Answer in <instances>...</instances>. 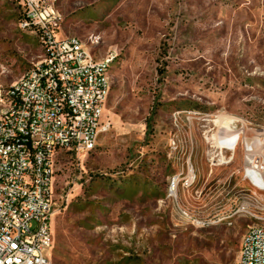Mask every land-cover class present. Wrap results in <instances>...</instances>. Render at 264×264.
I'll return each instance as SVG.
<instances>
[{
  "label": "rangeland",
  "instance_id": "374dc122",
  "mask_svg": "<svg viewBox=\"0 0 264 264\" xmlns=\"http://www.w3.org/2000/svg\"><path fill=\"white\" fill-rule=\"evenodd\" d=\"M46 1L58 38L117 56L110 131L56 164L51 264H239L264 223V0ZM21 2L0 0L1 88L40 53Z\"/></svg>",
  "mask_w": 264,
  "mask_h": 264
},
{
  "label": "built area",
  "instance_id": "2783aa9c",
  "mask_svg": "<svg viewBox=\"0 0 264 264\" xmlns=\"http://www.w3.org/2000/svg\"><path fill=\"white\" fill-rule=\"evenodd\" d=\"M20 6V25L40 53L18 81L0 87V264H51L56 164L92 152L110 131L103 114L117 56L96 59L79 38H58L61 15L46 0ZM180 183L172 178L170 196ZM239 264H264V223L248 226Z\"/></svg>",
  "mask_w": 264,
  "mask_h": 264
},
{
  "label": "bare ground",
  "instance_id": "6f19581e",
  "mask_svg": "<svg viewBox=\"0 0 264 264\" xmlns=\"http://www.w3.org/2000/svg\"><path fill=\"white\" fill-rule=\"evenodd\" d=\"M219 122V121H218ZM220 136V135H219ZM224 138V137H223ZM227 139V138H226ZM224 139H222V141H223ZM225 141V140H224ZM226 142H229V143H231V144H233L234 143V141H233V139H231V138H229L228 140H226ZM220 143V142H219ZM223 144V143H222ZM234 148V147H233Z\"/></svg>",
  "mask_w": 264,
  "mask_h": 264
}]
</instances>
